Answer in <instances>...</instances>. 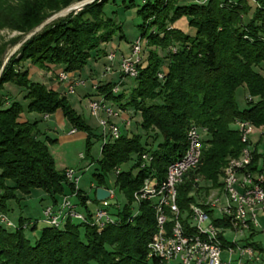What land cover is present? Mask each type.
<instances>
[{
  "label": "trees",
  "instance_id": "16d2710c",
  "mask_svg": "<svg viewBox=\"0 0 264 264\" xmlns=\"http://www.w3.org/2000/svg\"><path fill=\"white\" fill-rule=\"evenodd\" d=\"M77 1L0 0V29L27 34L50 13ZM107 1H94L75 16L53 21L23 43L1 71L0 215L8 218L13 203L18 205L32 192L41 190L48 197L47 206L57 207L63 197L73 196L85 221L67 219L54 228L41 218L44 227L31 240L28 234L35 233L37 219L21 214L16 222L8 218L13 227L0 224V264H165L147 259L148 244L156 230L155 215L148 201L135 203L134 209V192L147 178L156 182L164 179L167 167L187 148L189 127L196 126L202 130L200 161L177 188V204L184 213L189 204L221 186L222 168L228 159L239 156L243 145L235 122L246 121L264 129V0H208L204 4L191 0L184 6L178 5L179 0H139L142 5L136 15L142 23L137 39L142 42L145 38L146 49L141 46L137 76L129 77L135 82L133 87L119 92L121 79L127 76L118 67V82H99L91 95L94 93V99L105 100L119 112L134 111L138 114V121H134L137 128L151 136L144 140L140 133L120 134L117 139L108 137L104 143L102 134L96 136L70 106L66 90L59 92L32 81L30 68L80 76L93 59L101 60L105 70L110 63L105 60L108 52L103 46L120 30L104 15ZM135 6L133 0H128L127 7ZM183 16L189 18L193 35L173 27ZM126 56L121 53V58ZM23 63H28L29 69L22 70ZM2 64L0 60V69ZM9 85L22 93L25 105L3 97ZM241 87L246 91V107L242 110L236 101V91ZM58 110L72 130L86 135L83 159L97 163L95 189L106 188L105 178L114 172L115 186L123 196L122 203H109L108 212L115 222L101 232L90 224L92 207L98 204L95 189L92 199L79 187L76 189L66 179L65 170L55 168L46 144L54 140L38 130V122L21 121L24 113H36L45 119ZM99 139L100 157L94 160L90 148ZM254 149L251 169L263 171L260 166L264 167V152L258 153L256 146ZM143 155L150 160L145 162ZM126 166L129 168L124 169ZM209 215L213 218L211 212ZM213 224L222 230L230 227L226 219L216 218ZM248 245L255 249L253 244Z\"/></svg>",
  "mask_w": 264,
  "mask_h": 264
},
{
  "label": "built area",
  "instance_id": "2783aa9c",
  "mask_svg": "<svg viewBox=\"0 0 264 264\" xmlns=\"http://www.w3.org/2000/svg\"><path fill=\"white\" fill-rule=\"evenodd\" d=\"M140 1L144 3L147 0ZM192 1L204 4L208 0ZM77 6L81 7L80 4ZM114 59L115 53L110 52L107 55V61L111 64ZM140 60L141 41L137 39L131 46L130 54L121 58L120 72L127 77L135 78ZM108 67L106 70H109ZM158 77L162 78V75L159 74ZM58 78L64 84L67 94H73L74 87L82 84H76L73 78L64 72H60ZM113 90L116 92L117 88ZM88 108L91 116L98 120L104 143L107 136L111 139H117L120 136L119 127L109 124L107 120L118 116L119 111L108 106L103 99L90 100ZM100 114H105L106 119H99ZM129 123L127 121L126 126ZM235 127L240 143L243 145L239 156L228 159L222 168L219 177L221 186L211 189L209 194L201 197L197 203L189 204L184 213L180 211L177 204V188L187 172L195 169L200 161L202 130L196 126L189 127L186 134L187 148L180 159L167 167L164 179L156 182L153 178H147L134 192V203L148 201L154 210L156 230L148 244V260L155 258L165 264L172 262L175 264H233L235 255L237 264H240L243 260L255 259L254 249L241 242L247 234L259 228L257 216L264 210V172L251 169L255 149L250 137L255 130L254 126L246 121H237ZM72 133L74 130L70 132ZM142 159L148 162L150 157L143 155ZM65 177L74 184L76 189L78 188L79 178L75 176L73 170H65ZM195 182H198V179ZM108 191L109 197L98 201V204L92 207L90 224L98 232L115 222L108 212V200L113 197V192ZM72 198L73 196H65L57 207H45L42 211V222L54 228L59 227L67 219L84 222L85 217L78 211ZM209 212L213 214V218L210 217ZM216 218L226 219L229 222V230L235 235L232 241L226 242V230L215 227L213 220ZM183 222L186 224L184 225ZM0 224L13 227L12 222L3 215H0ZM261 232L264 233V229H261ZM223 250L227 252L226 260L221 259Z\"/></svg>",
  "mask_w": 264,
  "mask_h": 264
},
{
  "label": "rangeland",
  "instance_id": "374dc122",
  "mask_svg": "<svg viewBox=\"0 0 264 264\" xmlns=\"http://www.w3.org/2000/svg\"><path fill=\"white\" fill-rule=\"evenodd\" d=\"M83 1L84 0L74 2L64 9L71 8L72 6L76 7L77 5L81 4V2ZM94 1L100 2L101 0H92L90 3H93ZM133 1L136 6L130 8L127 7L128 0H125L124 3L121 0H115L114 3L112 2V0H108L104 5L103 12L105 17L111 19L113 22L116 23V25L120 27L119 31L117 30L114 32L112 41L103 46V48H105V50L108 52L107 54L110 53L109 52L110 49H115L116 52H115L114 65L116 67L118 63L121 61V53L125 55H129L132 42H134L140 36L138 26L142 23V19L141 17L136 15V10L142 4L139 0H133ZM191 2H192L191 0H179L178 5L180 6L189 5ZM84 6L85 5H81V7L77 6L76 8H72L70 11L66 12L65 14H62L57 19L65 18L68 15L75 16L77 13H79L82 10ZM64 9L56 13H52V14L50 13L48 18L63 11ZM46 20H44L39 26H37L35 29H33L31 32L27 34H23L17 30H12V29H6V28L0 29V49H3V54L0 55V60H2V63L4 64L6 58L10 54L14 55L22 46V44L25 43L32 36H30L29 38L27 37L31 35L34 32V30L39 28ZM188 22H189V18L187 16H183L178 20H176L172 25L174 28L179 29L185 34L193 35L195 30L189 27ZM46 26H44L43 28H45ZM42 29H40L35 34L41 32ZM119 36H123V38H119ZM145 41H146L145 38H143L141 42L142 49H146ZM159 54L162 56L164 53L159 52ZM105 60H107V56ZM3 64L1 69H3ZM29 67L30 66L28 63L21 64L22 70L29 69ZM107 67L109 68V70L106 69L103 70V65L101 60L94 61L93 59H90L88 61L87 66L81 71L80 76H78L75 73H67L70 78H73V81L76 84L82 83L74 87L75 90L73 94H67L66 98L68 100V103L74 109V111L78 115H80L84 121H86L89 124H91L90 120H93L94 122L96 121L98 124V120L91 116L88 108V104L90 101L89 99H94L96 96L93 93V96L91 98H88V96L85 95L84 88H88L89 90H91V92H93V90H96L99 81L96 82L95 80H93V75L99 78L103 73H107V74L111 73L113 70V65L108 64ZM59 73L30 68V78L32 79V81H37V80L41 81V79H43L44 76L47 75L49 77H54L57 80L59 87L65 89L64 84H62L59 81L58 78ZM113 79L115 83L118 82L119 74L115 75ZM100 82L104 84L105 79L100 80ZM121 82L123 83V86L121 87L119 86V92H123L124 90H128L132 88L135 83L134 80L129 77H124L123 79H121ZM48 88H53V87H48ZM57 90L59 92H62V90L59 89ZM245 93L246 91L242 87L236 91V101L239 109L241 110L246 107ZM6 96L10 97L9 99L12 101L21 102L24 105L26 104L25 102L22 101V93L19 94L18 89L13 85L5 86L3 97L6 98ZM9 99H7V101H10ZM104 102L108 106L112 107L115 111H118L116 107L111 106V104H109L105 100ZM99 119H106V115L100 114ZM107 120L109 124H115L116 126L119 127V131L121 135H126V134L132 135L135 133H140L144 137V140H146L147 137L150 135V134L145 135L144 132L138 129L139 127L137 128V123L135 124L134 121L135 120L138 121V114H136L132 110H130L129 112H123V111L119 112L118 116L110 117ZM21 121H29L30 123L35 121L38 122V130L41 133H44L51 140H54V142L52 143L49 142L46 144L48 146V151L54 161L56 170L58 171H64L67 169L73 170L75 176L79 178L78 181L79 189L85 194H87V196L90 199H92L94 197L93 187L94 185H97L96 180L93 176V174L97 170V163L94 162L91 164L89 159L87 158L83 159V157L85 156V137L81 136L83 132H77L76 135H69L68 133L71 130V127L69 126L68 122L63 118V121L57 124L54 114L49 116L48 120H43L42 116L36 113H30V114L24 113L21 115ZM127 121L131 123V124L129 123L130 125H128L130 126L129 128L124 127L126 126ZM98 125L96 129L94 128L92 130L93 133L99 137L102 134V130L99 128ZM91 126H93V124H91ZM106 138H108V136ZM262 142L264 143V135ZM101 143H102V139H99L98 141L94 140L93 145L90 148V155L94 160L100 157ZM258 145H259L258 150L261 152L264 151V147L261 144ZM129 166L124 167V169L129 168ZM105 181H106L105 187L113 192V197L110 198L108 202L114 203L118 201L122 203L124 201L123 196L121 195V193H119L117 187L115 186L114 172L106 176ZM48 204H49V200L47 195L41 190H36L32 192L29 197L24 198L18 205L15 203H13V205L11 204L12 211L9 214H7V216L13 222H16L20 214L22 215V217L37 219V229L35 233L33 235L28 234V237L31 240H33L37 237L40 230L44 227V224L41 222L42 211ZM135 205L136 204L134 203L133 204L134 209L136 208ZM226 238L232 241L235 238V235L233 233H228ZM259 240L264 244V236H260ZM226 258H227V252L223 250L221 253V259L226 260ZM171 264H175V263L172 262ZM247 264H252V262H249ZM257 264H264V258L262 259L261 262Z\"/></svg>",
  "mask_w": 264,
  "mask_h": 264
},
{
  "label": "crops",
  "instance_id": "0c3cea01",
  "mask_svg": "<svg viewBox=\"0 0 264 264\" xmlns=\"http://www.w3.org/2000/svg\"><path fill=\"white\" fill-rule=\"evenodd\" d=\"M117 74H119L118 73V65H117V67L115 65H113V70L111 73H108V74L103 73L99 78H97L93 74L92 75H93V80H95L96 82H98V81L100 82V80L105 79V83H108L110 81H113L114 76ZM100 78H102V79H100ZM40 82H42L44 85H46L48 87H53V88H56V89L63 91L62 87H59L57 80L54 77H49L46 75V76H44L43 79H41ZM84 90H85V95L88 96V98H91L92 97L91 90H89L88 88H84ZM54 117L56 119L57 124H59L63 121L62 113L59 110L54 114ZM48 119H49V116L45 117V119H43V120H48ZM90 122H91V124H93V126H91V124L86 122L87 125H89L91 129H94V128L96 129L97 125H98L97 122L96 121L94 122L93 120H90ZM71 131H73V130L71 129L69 131V133H68L69 135H76L77 134V132L70 134ZM263 135H264V129L255 128L253 134L250 137L251 144L253 146H256V150L258 153L264 152V151L261 152L258 150V146H259L258 144H261L264 147V143L262 142ZM81 136L86 137V135L84 133H82ZM260 168L264 171V167L260 166ZM257 220L259 223V228H256L251 233L247 234L246 237L241 242L242 244H253L255 246V249H254L255 259H252V260L246 259V260H243L240 264H247L249 262H252V264H257V263L261 262L262 259L264 258V244L259 240L260 236H264V233L261 232V229H264V210L258 213ZM228 233H232V232L229 229H226L225 239H226V241L230 242V240H228L226 238ZM233 264H237V256H235V255L233 256Z\"/></svg>",
  "mask_w": 264,
  "mask_h": 264
},
{
  "label": "water",
  "instance_id": "95a60500",
  "mask_svg": "<svg viewBox=\"0 0 264 264\" xmlns=\"http://www.w3.org/2000/svg\"><path fill=\"white\" fill-rule=\"evenodd\" d=\"M92 0H84L83 2H81L80 5H85V4H89ZM72 8H75V6H72L71 8H67L64 9L63 11L53 15L52 17L48 18L39 28H37L36 30H34V32L29 35L27 38H29L30 36H33L36 32H38L40 29H42L44 26H46L47 24H49L50 22H52L53 20L57 19L58 17H60L62 14H65L66 12L70 11ZM12 54H10L4 64L3 67L5 66V64L7 63V61L9 60V58L11 57ZM2 69L0 70V74H1ZM110 193L108 190L104 189V188H96L95 189V199L97 201H102L105 200L109 197Z\"/></svg>",
  "mask_w": 264,
  "mask_h": 264
}]
</instances>
